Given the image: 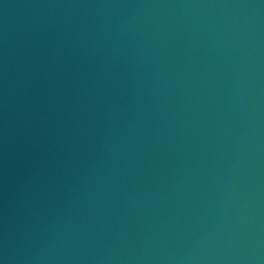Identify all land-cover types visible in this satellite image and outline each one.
Here are the masks:
<instances>
[{
	"label": "water",
	"instance_id": "water-1",
	"mask_svg": "<svg viewBox=\"0 0 264 264\" xmlns=\"http://www.w3.org/2000/svg\"><path fill=\"white\" fill-rule=\"evenodd\" d=\"M0 264H264V0H0Z\"/></svg>",
	"mask_w": 264,
	"mask_h": 264
}]
</instances>
